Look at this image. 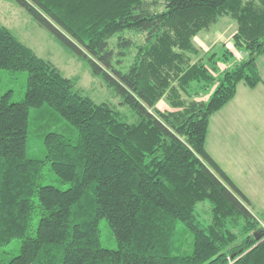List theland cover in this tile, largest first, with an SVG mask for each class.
Masks as SVG:
<instances>
[{
  "label": "trees",
  "instance_id": "obj_1",
  "mask_svg": "<svg viewBox=\"0 0 264 264\" xmlns=\"http://www.w3.org/2000/svg\"><path fill=\"white\" fill-rule=\"evenodd\" d=\"M15 1L125 110L84 94L0 23V73H28L21 100L0 95V246L21 241L0 264H264L263 218L206 149L211 116L239 83L263 81L264 0ZM223 16L246 55L219 69L215 52L194 59V39ZM234 55L225 47L221 62ZM48 108L70 130L46 131L45 155L29 157L31 112ZM45 164L66 188L40 183Z\"/></svg>",
  "mask_w": 264,
  "mask_h": 264
},
{
  "label": "rangeland",
  "instance_id": "obj_2",
  "mask_svg": "<svg viewBox=\"0 0 264 264\" xmlns=\"http://www.w3.org/2000/svg\"><path fill=\"white\" fill-rule=\"evenodd\" d=\"M0 23L7 26L25 44L30 46L40 57L50 60L67 77L77 76V88L95 101L111 102L120 109L119 97L106 85L104 80L91 71L89 63L74 51L62 44L53 34L42 27L31 14L15 0H0ZM237 22L230 16H223L209 30L202 31L194 42L201 52L194 59L215 52L219 59V69L230 67L235 60L244 57L243 49L234 44L233 34ZM134 37H137L133 34ZM116 38L111 40L115 44ZM233 49L234 57L230 62L222 63L221 54L224 48ZM133 53L125 60L128 65ZM258 66L263 81L257 88L251 89L243 82L239 83L236 96L221 110L210 118L206 139L209 154L223 167L237 186L250 199L251 209L263 218L264 226V55L258 59ZM0 95L8 90L13 91L12 100H21L26 91L28 73L1 70ZM162 109H171L166 100L158 103ZM32 121L28 134L27 154L32 158L45 155L43 144L44 133L48 130L68 132L69 126L54 110L33 109ZM41 184H54L66 188L47 164L43 166ZM204 217L208 215V205H200L198 209ZM102 244L115 248L116 241L106 222H100ZM21 241L16 239L0 246V257L7 258L18 254Z\"/></svg>",
  "mask_w": 264,
  "mask_h": 264
},
{
  "label": "crops",
  "instance_id": "obj_3",
  "mask_svg": "<svg viewBox=\"0 0 264 264\" xmlns=\"http://www.w3.org/2000/svg\"><path fill=\"white\" fill-rule=\"evenodd\" d=\"M239 87V86H238ZM255 88H257V87H255ZM255 88H253V89H255ZM239 89V88H238ZM238 89H237V91H238ZM218 162V161H217Z\"/></svg>",
  "mask_w": 264,
  "mask_h": 264
},
{
  "label": "water",
  "instance_id": "obj_4",
  "mask_svg": "<svg viewBox=\"0 0 264 264\" xmlns=\"http://www.w3.org/2000/svg\"><path fill=\"white\" fill-rule=\"evenodd\" d=\"M257 237H259V234L257 235Z\"/></svg>",
  "mask_w": 264,
  "mask_h": 264
}]
</instances>
